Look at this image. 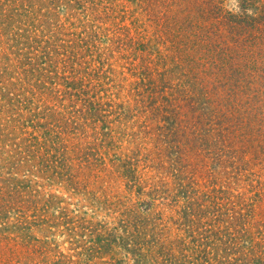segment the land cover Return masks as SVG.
Returning a JSON list of instances; mask_svg holds the SVG:
<instances>
[{
    "label": "rangeland",
    "instance_id": "obj_1",
    "mask_svg": "<svg viewBox=\"0 0 264 264\" xmlns=\"http://www.w3.org/2000/svg\"><path fill=\"white\" fill-rule=\"evenodd\" d=\"M238 1L0 0V12L15 20L6 28L10 16L0 17V70L11 92L0 90L3 125L14 115L0 142V264H169L165 257L190 231L192 206L211 176L217 132L238 140L264 135V0H256L252 22L232 20L241 14ZM22 3L56 42L50 78L37 72L21 80L20 72L31 71L28 50L18 45L26 36ZM40 67L43 74L49 68ZM94 97L100 109L92 117L86 105ZM170 112L184 139L179 157L168 151L178 139L167 130ZM182 179L189 192L174 196ZM152 191L154 221L147 223ZM198 211L191 226L204 236L214 216ZM134 215L125 232L120 221ZM122 233L131 249L115 245L90 256L96 234ZM209 244L207 264L245 263L230 257L226 239L212 236Z\"/></svg>",
    "mask_w": 264,
    "mask_h": 264
},
{
    "label": "trees",
    "instance_id": "obj_2",
    "mask_svg": "<svg viewBox=\"0 0 264 264\" xmlns=\"http://www.w3.org/2000/svg\"><path fill=\"white\" fill-rule=\"evenodd\" d=\"M255 2L256 0H239L238 3H240L241 14L236 13V15H233L232 20L236 17L238 22H248V20L252 22L251 18H253L256 11ZM22 4L23 6L18 10V16L20 18L23 17L24 22L21 21V27L19 30L21 29V37L24 34L26 36H23V39L21 38V41H19L18 45L19 47L21 46V48L23 47L28 50L27 53H24V59L26 60L25 63L27 65L30 64L31 71L20 72L24 75V77L21 76V80L25 81V76L28 75L36 76L37 72L40 74V76L46 75L47 78H50V72H52V70H50V55L52 54V47L56 46V42L54 43V41L51 40V29H46V27L42 25L44 24L43 22H41L42 24L34 23L32 21L33 13L29 10H26L25 4ZM3 14L5 15V13L0 12L1 18L4 17L2 16ZM5 16H10L9 20L5 24L6 28L11 27L9 25L12 24L11 22L15 21L13 20V16L10 13L6 14ZM25 20L30 22L25 24ZM30 25H33L34 27V32H31V34L30 31H28V27H30ZM18 33L19 31H17V36H19ZM30 35L34 36L29 38ZM83 43V46L87 48V51H91L93 50L92 48L95 47L91 35H86V37L83 39ZM13 46L14 45H10L9 49H11ZM77 46L80 45H75L73 47ZM66 48L67 46H64L62 43V51H66ZM75 50L77 49L74 48V51H71L73 55L79 52L78 50ZM14 53L18 60V56H20L19 51H15ZM22 56L23 55H21V57ZM75 63L78 65L80 64L77 55L75 56ZM41 65H48L49 67L47 70L45 69L44 74L43 72L40 73L39 71ZM17 67L19 66L17 65ZM72 70L73 75L70 87L71 89L76 90L78 84L76 79L79 78L77 77L79 72L77 69ZM87 73L88 75L90 74L89 72ZM6 86V77H4L0 70V90H4L2 93V95H4L3 97H5V95H11L10 90L7 89ZM81 88L82 87L78 88V91L80 90V94L83 92V89ZM261 96L264 102V89ZM86 107L90 115L93 117V114H96V111L100 109V104H98L94 97L92 101L87 103ZM1 112L2 111H0V113ZM173 116H175L174 112H170V114L166 115L165 117L168 126L167 130L170 132V134L171 132L178 134L176 135V137H178L180 136L178 133L180 130L178 125H175L176 123L173 121ZM261 118L262 117H260V119ZM13 120L14 115H11L10 122H7L3 125L4 119L0 118V142L1 138L4 136V129L8 127L9 123L13 122ZM176 127H178V129ZM259 127L264 129V126ZM253 128L254 127L249 128L251 132H253ZM176 129L179 130L177 133ZM216 136L217 137L214 140V156L212 158L211 164H209V175L211 176L202 181L201 185L203 189L200 187L198 191L200 200L194 203L192 206L190 217H188V222L190 225L188 224V227H186V231L189 228L190 231L184 235V238H181L177 241L176 248L173 250L176 251V253L173 254L172 257H165L166 261H169V264H175V262L177 264H207L205 257H211L209 243L213 236L216 240L223 243H225V239L226 241L232 243V245L228 247V249H232V251H230V257H241L239 260L245 262L244 264H264V173L261 171L263 168L264 172V161L260 158V152L262 153V157L264 156V135H262L261 138H242L240 140L236 139L235 137L230 138L229 135H226L224 132H217ZM183 140V137L182 140L179 137L178 139L175 138L171 140L173 143L168 146V151L171 152V155H174L175 157H179V155H181V146L183 143L180 144V141ZM249 142H252V145H247ZM256 148H258L259 151H257ZM158 152H160L159 149ZM157 155L160 156L161 154L157 153ZM257 166L261 167L258 168ZM176 171H178V178H181V166L178 167ZM168 187L169 186L163 185V191L170 193ZM172 190L174 196H177L178 192L188 193L189 186L183 182V179L177 180ZM154 203L155 197H153L152 191L150 192V199L148 201H144V213L146 215L143 220L147 221V223L154 221V213L151 211ZM199 205L209 208L211 210L210 213H212V216H214L209 220L208 224L205 225L206 227L203 228L206 229V234L204 236L202 235V230L197 232V230L200 229V226L195 230H192L191 226L195 216L199 212ZM133 218L134 220L125 218L120 221V227L124 228L125 232H128V226H132L133 223L135 224L137 222L138 217L136 218L134 215ZM139 220L142 221L141 218ZM220 222H226L227 225L224 227V225ZM130 239L131 238L129 237V234L128 236H124L122 233L120 237H114L107 234L106 239L101 238L102 242H100V235L96 234L97 244L95 243L96 245L94 246L90 256L102 257L100 255L102 254V251L107 249L109 252L111 247H114L115 245L116 247H123L125 250H129L131 249ZM143 240L144 238L139 243V247L143 245ZM99 243L101 247L98 245ZM157 244L162 252L166 251L164 244H161V242H158ZM141 255H143L142 252H140V256Z\"/></svg>",
    "mask_w": 264,
    "mask_h": 264
}]
</instances>
